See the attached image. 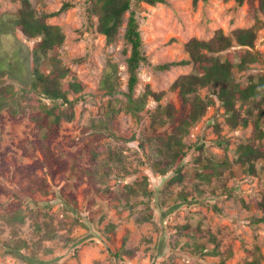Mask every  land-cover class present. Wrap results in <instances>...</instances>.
Masks as SVG:
<instances>
[{"label":"rangeland","instance_id":"1","mask_svg":"<svg viewBox=\"0 0 264 264\" xmlns=\"http://www.w3.org/2000/svg\"><path fill=\"white\" fill-rule=\"evenodd\" d=\"M30 2L46 13L57 11L63 3L69 4L47 22L60 26L64 39L58 48L59 57L84 87L79 93H68L69 99L77 98L75 117L62 122L59 136L51 146L55 156L67 161L61 165L45 161L37 143L42 130L27 117L15 120L2 111L0 166L5 162L7 171L0 172V185L4 188V192L0 190V264H251L255 256L259 264H264V222L256 220L262 212L254 205L264 194V158L252 160L254 173L247 172V164L236 161L240 145L252 142L264 147V138L254 137L246 104L242 108L236 104L239 115L236 122H231L216 94L207 87L200 88V96L212 99V103L187 129L182 139V160L161 175L147 159L148 153L153 152L148 137L170 132L188 112V105L170 86L178 76L192 72V66L177 65L164 70L157 66L187 58L184 44L190 38L208 40L217 30L232 36L237 28L255 27L253 47L238 46L232 41V46L220 56L248 50L255 60L243 70L234 69L236 79L245 84L249 76L264 77V12L258 0H164L154 5L133 1L112 42L96 31V17L88 12L90 0ZM18 7L19 3L13 0H0V17H12ZM131 12L137 20L145 58L137 70L133 96L148 89L160 97L155 100L147 96L139 119L124 111L112 115L105 129L99 125L106 109L104 104L111 95L99 82L108 65L114 64L118 92L113 96L125 100L121 92L127 90L126 58L130 47L123 34ZM16 36L32 47L34 41H25L19 32ZM2 42L9 50L15 47L11 35L3 37ZM235 60L238 62L237 57ZM48 69V65L42 66L44 72ZM3 79V84L11 82L6 76ZM12 85L16 90L17 84ZM166 104L175 108V119L152 127L151 114ZM244 118L248 119L246 125H242ZM260 128L264 129V121ZM92 149L99 159L111 150L121 151L130 174L120 177L115 170L105 184H97L100 191H95L88 175L80 173L81 169L96 165L91 164ZM225 158L231 165L221 175L201 178L205 173L202 163ZM28 164L35 165L32 171L21 168ZM62 166L69 167L61 170ZM175 168L180 169L179 180L174 176ZM35 177L42 179L46 194L32 183ZM144 177L151 195H131L129 203L124 198H113L121 196L126 184L135 187ZM105 185L111 194L102 192ZM181 193L186 197H181ZM17 200H21L26 213L38 211V220H46L57 228L56 236L44 241L35 253L37 261L33 263L4 252L3 243L10 234L1 215ZM149 211V221L136 220ZM33 227L31 217H27L20 236L29 243L37 238ZM121 249L133 251L124 254ZM116 252L121 253L120 257H113Z\"/></svg>","mask_w":264,"mask_h":264},{"label":"trees","instance_id":"2","mask_svg":"<svg viewBox=\"0 0 264 264\" xmlns=\"http://www.w3.org/2000/svg\"><path fill=\"white\" fill-rule=\"evenodd\" d=\"M13 1L19 3V7L13 16L0 17V129L3 127V110L15 120L27 117L39 131H43L42 137L38 139L37 143L45 161L51 165H61L67 161L55 156L51 146L59 136L62 122H70L75 117L74 105L77 98L69 99L68 93H79L83 90L84 85L59 57L58 48L64 39L60 26L50 24L47 20L65 10L69 4L63 3L57 11L46 13L35 9L30 0ZM133 1H144L150 5L164 2V0H90L91 5L88 7V12L96 17V31L103 34L107 42L114 40L122 25L123 15L130 9ZM196 1L198 0H193V3ZM236 1L242 3L243 0ZM258 5L260 10L264 12V0H258ZM16 32L21 33L25 41H34L32 47H29L22 39L17 38ZM9 35L13 37L15 46L11 50L5 48L2 42L3 37ZM123 38L130 47V54L126 58L127 90L121 92L125 100L113 96L114 93L118 92L114 64L108 65V69L103 73L99 82L105 93L111 95V98L104 104L106 109L103 118H101L102 123L99 125L105 129L112 115L124 111L139 119L140 112L146 105L147 96L150 95L155 100H159L160 97V94H155L148 89L136 97L133 96V90L138 79L137 70L145 58L141 54V36L137 20L132 12L126 22ZM255 39V27L237 28L232 32V36L217 30L208 40L190 38L184 44L187 58L157 66L158 69L164 70L171 66L191 65L193 71L178 76L170 86L171 90L177 91L181 102L188 105V112L178 119V123L173 126L170 132L155 133L154 136L148 137L149 149L153 152L148 153L147 159L151 160L150 165L153 170L165 175L171 166L182 160L185 155L182 139L187 129L197 122L205 113L207 106L212 103V99L206 100L200 96L198 93L200 88L207 87L216 94L231 122H236L239 115L236 104H239L238 108H242V105L246 104L248 116L252 117L254 137L256 139L264 138V129L260 128V123L264 121V77L260 75L254 79L253 76H249L246 83L242 84L236 79L234 70L245 69L248 63L255 60V55L245 50L243 53L237 54L226 52L223 58L220 56L223 51L232 46V41L238 46L253 47ZM235 57L238 58V62H236ZM44 65L49 66L47 72L42 70ZM5 76L6 79L17 84L16 90H14L11 82L3 84ZM175 112V108L171 104L158 106L150 116L151 126L163 125L166 121H172L175 119ZM247 120L244 118L242 125H246ZM111 136L113 135L111 134ZM237 150L236 161L241 165L247 164V172L254 173L252 160L264 158V147L251 142L240 145ZM97 155V151L92 149L90 152L91 164L96 163V165L80 171V173L85 172L88 175L90 185L95 191H100V186L97 184H105V180L115 170H117L116 173H120L118 175L120 177L130 174L129 169L124 164V155L121 151L111 150L100 159L97 158ZM230 165L231 163L226 158L221 162L202 163L201 167L205 169V173L201 178L208 180L214 175H221L223 169L230 167ZM34 167L35 165L28 164L21 168L32 171ZM67 167L69 166H62L60 169ZM5 171H7V166L3 162L0 166V172L3 174ZM173 171L176 180H179L180 169L175 168ZM32 183H35L40 188L39 190L46 194L45 186L40 177H35ZM125 189L121 196L113 195V198L117 200L124 198L126 203H129L131 195L147 196L152 194L147 189L146 177L136 182L135 187L126 184ZM0 190L4 192L1 185ZM101 190L106 194H111L107 185ZM180 196L185 198L186 194L181 193ZM254 205L262 212V215L256 220L264 222V194L258 201L254 202ZM37 215L38 211L34 210H29V213H26L25 209L22 208L21 200L10 203L8 209L1 215L10 234L9 239L3 243L4 252L18 256L28 263L37 261L35 253L43 247V242L54 238L57 234L55 226L46 220H38ZM27 217H31L33 229L37 234V238L30 243L20 236L21 228ZM151 217L149 211L137 217L136 220L138 222L149 221ZM109 228H113V225H110ZM22 250L28 251V254L22 253ZM119 251L128 254L133 250L121 249ZM120 252L114 253L113 257H120ZM251 264H259L256 256Z\"/></svg>","mask_w":264,"mask_h":264}]
</instances>
